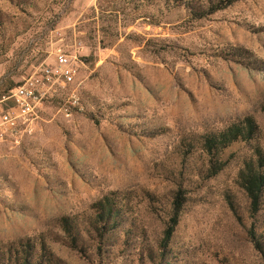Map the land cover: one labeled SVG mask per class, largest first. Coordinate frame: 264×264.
Returning <instances> with one entry per match:
<instances>
[{"label":"rangeland","instance_id":"374dc122","mask_svg":"<svg viewBox=\"0 0 264 264\" xmlns=\"http://www.w3.org/2000/svg\"><path fill=\"white\" fill-rule=\"evenodd\" d=\"M229 1L0 0V99L83 63L0 143V264H264V0Z\"/></svg>","mask_w":264,"mask_h":264},{"label":"built area","instance_id":"2783aa9c","mask_svg":"<svg viewBox=\"0 0 264 264\" xmlns=\"http://www.w3.org/2000/svg\"><path fill=\"white\" fill-rule=\"evenodd\" d=\"M82 65L72 51L52 49L46 62L0 99V143L18 142L22 135H27V128L41 118L47 102L58 91L70 88ZM10 118H18V126H9Z\"/></svg>","mask_w":264,"mask_h":264},{"label":"trees","instance_id":"16d2710c","mask_svg":"<svg viewBox=\"0 0 264 264\" xmlns=\"http://www.w3.org/2000/svg\"><path fill=\"white\" fill-rule=\"evenodd\" d=\"M236 1H238V0H230L227 4L219 6L218 9H223L226 7V5H229V4L236 2ZM263 183H264V178H258V180L255 181V185H257V188H259V189H260V186H263ZM171 234L172 233H170V234L168 233L169 236H171Z\"/></svg>","mask_w":264,"mask_h":264}]
</instances>
